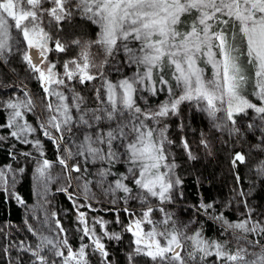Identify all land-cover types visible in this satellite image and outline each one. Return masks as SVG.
I'll use <instances>...</instances> for the list:
<instances>
[{"label": "trees", "instance_id": "1", "mask_svg": "<svg viewBox=\"0 0 264 264\" xmlns=\"http://www.w3.org/2000/svg\"><path fill=\"white\" fill-rule=\"evenodd\" d=\"M49 1H39L38 8L42 13L39 23L47 31L51 43L60 42L63 48H53L47 57L55 62L56 70L69 90L78 96V106L91 111L99 106L96 97L98 79H107L111 84H127L130 88L129 102H126L128 119L117 116L115 123L134 126L136 120L148 124L147 145L156 150L157 155L162 156L161 151H164V156L175 165L177 181L172 183L171 194L167 196L163 192L161 202L168 203L172 199L170 202L178 204L184 216L194 220L205 237L220 239L223 243L229 234L205 216L206 210L230 222L249 219L257 223L260 230L249 236L257 243L256 248L264 249V121L222 129L212 126L206 114L195 109L190 101H178V98L184 99L183 90L188 81L212 77L219 70L228 69L238 80L239 93L250 106L261 110L259 115L264 117V80H260L264 68L259 57L264 49L255 50L248 38L251 26L264 22L261 18L264 0H115L118 3L116 12L108 8L111 20L116 13L118 21L133 18L140 24L123 31L119 23L117 66L112 70L104 65L105 54L98 41L99 24L75 7V0H69L62 19L54 20L50 16ZM155 18L154 26H160L161 30L156 34L146 33V19L155 22ZM261 25L264 27V23ZM83 44H89L93 74L98 76L91 81L80 80L76 75L67 79L63 65L80 54ZM13 83L21 85L19 95L21 91L29 92L27 96L35 99L41 109L52 100L42 90L37 73L31 70L21 50L13 52L5 62L0 59V86ZM2 89L0 87V167L12 165L15 168L18 160L25 161L28 156L19 153L18 150L26 149V146L10 133L8 116L2 107L8 96ZM174 103H177L175 111L169 108ZM162 108L164 113L149 115ZM152 117H158L165 127L161 145L150 128ZM232 117L236 119L237 115ZM27 118L34 126L38 125L32 115ZM70 132L72 134L76 129H70ZM104 135L106 133L101 129L97 137ZM14 143L16 146L12 147ZM41 143L45 157L57 161L63 145H56L51 137L43 134ZM82 159L84 163L77 161L71 165L76 164L81 172L91 176L90 167ZM18 165L24 164L20 161ZM125 166L113 157L104 165L100 164L105 168L104 178L110 181L109 185L119 186L115 188L114 199L118 206L111 209L109 198L97 193L105 203L94 196L95 203H91V207L85 205L83 212L89 216L105 215L111 220L109 229L121 232L120 238L107 242L109 254L108 259L103 258V264H153L149 256L134 253L132 234L125 229L129 215L122 208L126 199L124 194L134 188L127 178ZM30 170V164L25 163L14 188L16 197L0 186V264H38V257H45L44 264H51L53 260L60 264V259L49 253V249L38 251V239L30 230L32 216L26 212L33 204ZM152 174L156 187L157 177L161 178L162 174L159 175L156 169ZM52 200L58 212H63L61 218L68 227L67 232L73 234L70 243L74 247L80 233L76 229V208L62 192H55ZM128 205L134 209L140 206L136 200H130ZM205 206L208 207L206 210ZM99 257H91L90 262L102 264Z\"/></svg>", "mask_w": 264, "mask_h": 264}, {"label": "rangeland", "instance_id": "2", "mask_svg": "<svg viewBox=\"0 0 264 264\" xmlns=\"http://www.w3.org/2000/svg\"><path fill=\"white\" fill-rule=\"evenodd\" d=\"M39 1L0 0V59L5 62L18 50L25 55L27 41L38 45L46 53L40 67L47 74V95L52 100L45 109H41L35 99L31 100L27 96V89L23 88L27 94L21 91L19 95L21 85L13 83L11 86H0L8 96L2 107L8 116L10 133H14L20 143L26 146V149L18 150L19 153L28 156L25 161L18 160L24 165L19 166L18 163L15 168L12 165L0 167V186L12 197H16L14 188L17 180L25 163L30 164L33 204L27 207L26 212L32 216L30 230L38 239V251L49 249V253L60 259V264H92L90 258L96 255L101 256L100 263L104 261L103 258H107V242L120 238L121 232L109 229L110 218L102 214L86 215L83 208L95 203L96 199L93 197H98L97 193L109 198L108 205L112 206L111 209L118 206L114 199L115 188L119 186L109 185L110 181L104 178L105 168L100 167V164L104 165L113 157L125 163L127 178L134 184V188L124 194L126 199L122 208L129 215L125 229L132 234L135 254L149 256L153 264H264V249L256 248L257 243L249 236L252 232L258 234L260 231L257 223L249 219L230 222L212 211L208 213V207L205 206V216L214 220L229 234L224 241L226 243H223L220 239L205 237L194 220L186 218L178 204L170 202L172 199L168 203L161 202L163 192L167 196L171 194L172 183L177 181L175 165L164 156V151H161L162 157L147 145L148 124L136 120L134 126L115 123L114 118L117 116L128 119L126 102H129L127 93L130 88L127 84H111L107 79H98L96 97L99 106L92 111L78 106V96L69 90L66 81L62 80L61 74L56 70L55 62L47 57V53L53 48L61 50L63 47L60 42L52 44L47 31L40 25L42 13L38 8ZM75 1V7L99 24L98 41L105 54L104 65L109 70L115 69L119 23L123 31L140 23L133 18L118 21L116 13L111 20L108 8L112 11L118 8L115 0ZM68 2L69 0H50V16L54 20L62 19ZM29 17L32 19L27 21ZM261 18L264 20V16ZM156 20L155 18L153 22L152 19H146V33L156 34L161 30L160 26H154ZM261 23H255L248 31V38L257 51L261 47L264 49V27ZM88 47L89 44H83L80 54L63 65L67 79L76 75L80 80L91 81L98 76L93 74L94 65ZM259 57L262 60L260 65L264 68V53L259 54ZM36 73L38 75V71ZM236 79L228 69H221L212 77L192 79L185 84L184 99L178 98V101H190L195 109L206 114L212 126L222 129L230 125L237 128L242 123L253 125L258 121L263 122L264 117L259 115L261 110L250 106L239 93ZM260 80H264L263 74ZM176 107L177 103L169 105L174 111ZM160 110L151 111L149 115L164 113V108ZM28 115L35 117L37 126L31 123ZM233 115H237V118L233 119ZM149 121L150 128L161 145L165 139V127L158 117H152ZM76 126L78 127L75 128ZM70 129H76V132L71 134ZM101 129L106 133L103 138L97 137ZM42 134L51 137L56 145H63L62 153H59L55 161L57 164L45 157ZM15 146L14 143L12 147ZM82 158L90 167L91 176H86L76 164L71 165V162L77 161L84 163ZM154 169L159 171V175L162 174L161 178L157 177L156 187L153 184V174L151 176ZM163 178L165 179L162 180ZM59 191L65 192L76 208V229L80 233L78 232L79 238L74 247L70 243L73 234L67 232L68 227L61 218L63 212H58L52 200L55 192ZM98 199L105 203L99 197ZM130 200H136L140 206L130 208ZM144 240L149 241L150 245L156 241L159 249L151 250V246H146ZM178 246V252L172 255L171 252ZM43 259L45 257H38L36 260L38 264H44ZM51 264L58 263L53 260Z\"/></svg>", "mask_w": 264, "mask_h": 264}, {"label": "water", "instance_id": "3", "mask_svg": "<svg viewBox=\"0 0 264 264\" xmlns=\"http://www.w3.org/2000/svg\"><path fill=\"white\" fill-rule=\"evenodd\" d=\"M46 54L41 51V49L35 44H30L28 41L26 42V50H25V59L28 62L32 71H38V76L40 80V86L43 91L47 92L48 90V82H47V74L44 73L43 69L39 68L43 60L45 59ZM65 194L63 191H59ZM159 246L157 245L156 241L152 242L151 250H158ZM179 246L175 247L174 250L171 252L172 255L178 252Z\"/></svg>", "mask_w": 264, "mask_h": 264}, {"label": "flooded vegetation", "instance_id": "4", "mask_svg": "<svg viewBox=\"0 0 264 264\" xmlns=\"http://www.w3.org/2000/svg\"><path fill=\"white\" fill-rule=\"evenodd\" d=\"M144 244H145L146 246H151V245H152V244L150 245L149 241H147V240H144Z\"/></svg>", "mask_w": 264, "mask_h": 264}]
</instances>
